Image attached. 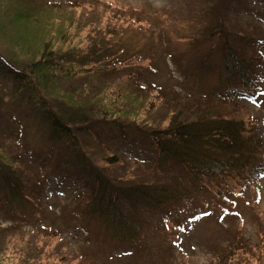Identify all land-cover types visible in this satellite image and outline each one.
Masks as SVG:
<instances>
[{"label":"trees","instance_id":"trees-1","mask_svg":"<svg viewBox=\"0 0 264 264\" xmlns=\"http://www.w3.org/2000/svg\"><path fill=\"white\" fill-rule=\"evenodd\" d=\"M100 4L0 0V42L7 45L0 68L11 77L0 79V218L12 223L0 227V264H57L44 257L45 245L9 235H26L23 221L43 215L44 190L68 174L78 189L63 210L92 243L135 244L149 212L161 214L169 202L228 203L249 184L259 196L264 137L232 89L258 98L264 0H186L182 24L155 18L159 38L172 40L169 51L187 55L179 67L190 85L206 91L199 101L147 82L159 69L129 50L125 29L96 11ZM140 15L135 24L144 22ZM104 18L107 38L99 28ZM127 143L150 147L154 156L128 159ZM40 230L44 238L54 233L51 225ZM242 235L234 232L226 251L243 250ZM259 235L264 245V228ZM82 255L84 264H103ZM250 255L264 264V249Z\"/></svg>","mask_w":264,"mask_h":264},{"label":"rangeland","instance_id":"rangeland-1","mask_svg":"<svg viewBox=\"0 0 264 264\" xmlns=\"http://www.w3.org/2000/svg\"><path fill=\"white\" fill-rule=\"evenodd\" d=\"M185 1L101 0L96 11L106 12L104 17H110L109 22L112 26L125 29L122 35L125 45L130 51L143 54L137 58L155 63L159 72L153 78L147 76V82L156 81L165 92L177 90L188 96L191 101H199L203 96L207 97L206 91L200 90L199 87L197 91L194 85H190L193 81L190 79L188 81L179 67L184 64L179 60L183 59L185 62L187 55L182 50L169 51L168 42L172 40L169 35L159 38L160 26L155 19L162 16L166 23L181 21L180 24H182L184 21L180 16L187 15L188 11L180 13L179 10L184 9ZM106 4L111 5V8H108ZM256 4L250 3L249 7H255ZM134 10L142 14L140 17L144 18V22L141 24H135V19H132L136 18ZM241 15L240 12L239 17ZM104 20L105 18L102 25L99 24L103 33L108 27ZM181 29L180 37L186 32L184 28ZM83 34L85 35V32ZM171 36L177 38L176 34L171 33ZM105 37H109L106 31ZM0 47H7V45L0 42ZM168 74L171 77H168ZM3 76H5V69L0 68V79L11 80L10 76H5V79ZM232 91L240 100L238 103L243 107L242 112L245 115L254 116V119L259 121L260 136L264 137V76L257 82V100L250 99L243 90L232 89ZM152 98L160 103L156 97ZM131 120L133 119H129ZM124 151L128 159L154 156L150 147H140L135 143L125 144ZM69 176L70 174L63 177L65 182L61 178L62 183L52 181L40 199L44 209L42 217L32 218L31 222L23 221L21 229L26 231V235L13 231L9 235L11 239L20 243L19 240L25 238V242L29 240L33 247L37 244L45 245L46 256L44 257H47L49 261L54 260L57 264H84L81 262L82 253L103 264H235L236 262L260 264L256 261L258 255L253 257L250 254L264 249L263 243L259 240L260 229L264 228V176L255 186L259 190L258 198L252 195L254 187L249 184L243 191L242 198L238 200L235 198L228 203H214L211 200H207L204 204L195 200L191 203L179 204L169 202L164 206L161 214L149 212L146 236L139 241L143 249V252L139 253L143 255H140L141 257L135 256L132 250L123 249L120 243L116 244L115 240L90 243L84 237L81 227L77 225L78 219L72 218L70 211L63 210L65 205L71 206V201L76 197L75 193L78 189L77 179ZM11 225L10 220L0 218L1 229ZM47 225H51L54 231L52 235L46 236L48 241L42 234L38 235L40 229H44ZM234 232L243 234L237 241H242L240 243L245 248L232 254L226 251L225 247L229 241L236 239ZM248 249H251L250 254Z\"/></svg>","mask_w":264,"mask_h":264}]
</instances>
